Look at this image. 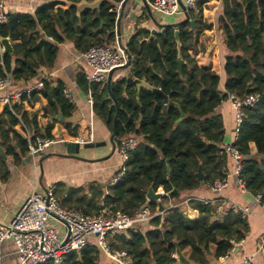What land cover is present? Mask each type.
I'll return each instance as SVG.
<instances>
[{
    "label": "trees",
    "instance_id": "16d2710c",
    "mask_svg": "<svg viewBox=\"0 0 264 264\" xmlns=\"http://www.w3.org/2000/svg\"><path fill=\"white\" fill-rule=\"evenodd\" d=\"M80 1L52 0L32 13L9 12L0 26V37H9L13 48L12 53L0 52V76L9 75L13 87L37 80L44 83L30 97L22 95L10 104L0 102V146L15 163L28 155L26 129L53 140L74 139L79 134V125L66 121L76 107L64 97V83L41 74L54 67L63 43H71L79 54L91 45L112 44L116 7L123 0H102L98 7L81 10ZM204 2L208 1H199L196 10L188 12L193 24L177 27L184 61L181 72L174 28L160 29L149 40L151 62L146 49L148 29L136 27L127 39L125 45L132 56L128 72L159 88L163 95L143 88L137 91L127 74L111 82L110 92L119 105L114 142L117 146L120 139L131 135L139 144L123 164L121 178L105 189L95 181L71 189L55 183L57 196L63 194L61 206L97 216H103L105 210L134 216L146 202L149 186L154 191L162 187L169 198L179 200L183 193L221 180L228 156L220 153L226 132L216 109L231 93L240 99L257 96L252 106L243 108L234 146L245 156L240 176L248 192L264 199V0H222L217 24L226 55L221 76L215 62L203 66L197 56L204 51L198 45L200 33L212 28L202 17ZM75 79L85 95H92L93 114L111 134L115 105L107 98L106 83L89 85L83 72L76 73ZM58 113L63 121L51 118ZM199 168L201 181L196 176ZM8 173L7 162L0 157V176ZM160 204L163 202L147 203L151 219L146 227L134 224L121 234L108 236L109 249L125 251L130 264H178L177 249L192 264H211L213 257L226 255L233 242L248 235L247 218L232 211L215 217L212 207L196 201L192 206L200 216L192 219L180 205L164 207L159 214ZM63 264L116 263L98 245L88 244L65 254Z\"/></svg>",
    "mask_w": 264,
    "mask_h": 264
},
{
    "label": "built area",
    "instance_id": "2783aa9c",
    "mask_svg": "<svg viewBox=\"0 0 264 264\" xmlns=\"http://www.w3.org/2000/svg\"><path fill=\"white\" fill-rule=\"evenodd\" d=\"M201 0H182L186 10H196L197 3ZM210 1V0H206ZM123 2V1H122ZM120 2L116 7V20L121 8ZM150 9L166 16H181L183 11L178 0H146ZM6 0H0V26L7 20L5 11ZM126 39L135 33V28L130 20L125 22ZM115 40L112 44L91 45L84 53L83 60L87 70L83 72L85 80L89 85L93 83H106L108 73L117 68H121L128 62V57L121 44L122 36L117 34L115 27ZM1 50V46H0ZM12 80L9 75L0 76V90H5L4 96L0 97V102L10 104L17 101L22 95L30 97L33 93L39 92L44 88L42 80L24 85L13 90ZM64 97L75 105V100L64 87ZM88 103L93 104V98L88 92ZM234 112L233 139L221 146V154H226L231 161V169H222L224 178L215 180L212 183V190L221 191L227 186L229 178H233L238 190L241 193H248L246 183L240 176L243 168L245 156L234 146L240 127L244 119L243 108L252 106L257 101V96L250 94L243 99L231 93L228 99ZM25 138L27 140V152L32 156V164L35 166V155H44L48 150L59 146L63 142H71L82 147L86 143L94 141V133L88 132L86 135H79L74 139H49L35 135L26 129ZM139 144V139L134 136L122 138L117 143V149L121 158V165L111 178L110 184H115L123 174V164L127 161L129 153ZM55 183L43 187L42 191L37 188L31 190L20 209L14 214L8 224H0V264L3 261L2 244L6 240H12L17 253L18 264H42L51 261L52 264H63L64 255L79 251L88 244L98 245L105 255L116 264H130V259L125 251H111L107 243L108 236H115L125 232L134 224H145L151 219L148 208L140 210L134 216H129L121 210H105L103 216L84 214L80 210L68 209L61 206L55 196ZM161 196H168V193L161 187L158 189ZM160 202V199L156 201ZM205 205L214 209L217 214L232 211L239 214L242 218L253 214L255 208H260V215L264 217V199L261 194L253 195L252 200L241 206L223 200L206 199ZM91 238L94 240L92 241ZM242 240L233 242L241 245ZM234 248L230 249L232 252ZM257 252L264 258V234L260 236ZM253 257L244 255L239 264H252Z\"/></svg>",
    "mask_w": 264,
    "mask_h": 264
},
{
    "label": "crops",
    "instance_id": "0c3cea01",
    "mask_svg": "<svg viewBox=\"0 0 264 264\" xmlns=\"http://www.w3.org/2000/svg\"><path fill=\"white\" fill-rule=\"evenodd\" d=\"M49 1L52 0H6L5 11L7 14L9 12L16 11L32 13L37 6L45 4ZM97 2L98 0H81L78 3V8L81 10L88 4H92L95 6ZM132 2L140 5L141 11L139 15L135 17V19H129L130 13H128L127 17H123L120 24V31L122 41L124 43L127 40L125 36V22L127 20H130L133 23L135 30L136 27H143L148 30H151L153 28L157 30L159 29L154 24V22L151 21V19H146L145 21H143V19H140V15L143 14V12H146L142 0H132ZM221 10L222 0H212L203 3V20L208 24H211L212 28L210 30L205 29L200 33L198 38V45L199 47L203 48L204 51L197 54V56L202 59L201 65L203 66H207L211 62H215L218 65L220 76L222 75L221 68L226 55V50L222 45V39L220 36V32L218 31L217 24L218 16ZM155 18L160 24H170L181 19L177 18V16H162L160 14H158L157 16L155 14ZM60 53L63 56L60 64L62 66L71 64L73 67L74 75L78 72H84L85 70H87L82 54H79L74 49V46L71 43L66 42L61 44L58 55ZM41 76L49 77L55 81L61 80L58 70L55 69V64L50 71H48L47 69L44 70ZM222 81L223 80H221L220 82V89H223ZM24 85L26 84L20 83L12 89H18L23 87ZM64 87L66 86L64 85ZM5 92V90H0V97L4 96ZM77 93L78 94L76 95V97H74L76 107L74 115L76 114V118L74 119L73 123L79 125L80 133L78 134V136L86 135L88 132L92 131L94 133L95 141L103 142L104 140L106 144L80 154V156L84 159L57 156V158H62V161H60L64 163V166L68 169L64 173H58L57 171L53 170L54 161L53 164H47L46 166L43 165L45 170H42V168H40L39 166L37 167L39 158H36V165L34 166L31 162L27 164V162L25 161V157H23V160L21 162L15 163L11 156H7L6 162L9 173L4 178L0 176V224L5 225L10 222L14 214L20 209L25 199L34 188H37V191H42L43 187L57 182H62L66 188L70 189L77 188L79 186H86L88 183L93 181L100 183L102 187L111 185V178L115 175V172L121 165L120 154L118 152L117 146L112 153V146L109 143L110 131L99 119L94 116L92 106H90L88 103V95H85L79 89V87ZM216 112H219L223 119V125L226 132V143L232 141L234 112L231 108L229 100L222 101L221 104L217 107ZM250 147L252 154H254V145L251 144ZM53 151H60V147L55 146L54 148H52V150L50 149L46 153ZM52 158L54 159L56 157ZM100 158L103 159L98 161L85 160H96ZM56 162L57 160H55V163ZM224 167L228 171L231 169V161L229 157H227V162ZM65 192L67 193V191ZM156 192L158 193V190H156ZM62 195L63 194L61 191L60 195L57 196L55 189V196L59 202L60 199L63 198ZM74 197H72L73 199L71 200V202L75 199ZM252 197L253 195L250 192L244 194L241 193L238 190L234 179L229 178L227 186L221 191L212 190L211 183L204 185L198 189L183 193L180 196L179 200L169 198L168 196H161L160 202H163L164 207L180 205L182 206L184 213L188 215V217L197 219L200 216V213L195 207L192 206V203L196 201H202L203 203V200L206 199H220L226 202L243 206L250 202L252 200ZM226 212L227 211H225V213ZM158 213L161 214L160 211H158ZM225 213L223 212L221 214H216L213 209V214L215 217H221ZM246 218L249 226V231L247 237L245 239H242V244L235 245L232 252H230L229 250L226 255L221 256L218 259L213 257L211 264H239L244 255H251L253 257L252 264H264V258L257 252L260 236L264 234V217L260 215V208H255V212L247 216ZM146 226L147 224L145 223L144 227ZM91 240L93 241L94 239L91 238ZM2 253V264H18L16 248L12 240H6L2 244ZM174 256L176 257V255Z\"/></svg>",
    "mask_w": 264,
    "mask_h": 264
},
{
    "label": "water",
    "instance_id": "95a60500",
    "mask_svg": "<svg viewBox=\"0 0 264 264\" xmlns=\"http://www.w3.org/2000/svg\"><path fill=\"white\" fill-rule=\"evenodd\" d=\"M181 6V9L183 11V14L181 15V17H184L182 20H177L173 23L170 24H160L157 19L155 18V12H153L150 7L148 6L146 0H142L143 2V6L146 10V12H143V14L140 15V19L143 21H145L146 19H151V21L154 22V24L159 28V29H163L166 27H172L174 28V37L177 43V66H178V71L181 72L182 69V65L184 63V61L181 58V52H180V43L178 40V29L177 27L181 24H184L186 22H190L192 23V21L189 19V13L186 10L182 0H178ZM141 11V6L136 4L135 2H132V0H123L122 4H121V8L116 20V30H117V34L121 35V31H120V24L121 21L123 19V17H127L128 13H130L129 15V19H135V17L137 15H139ZM146 14V15H144ZM180 18V17H177ZM143 28V27H142ZM150 31V36L147 39V43H146V49H147V53L149 54V60L151 62V56H150V42L149 40L160 30H157L155 28L149 30ZM0 46H1V54L4 53H12L13 48H12V44L10 41L9 37H0ZM122 48L124 49V51L127 54L128 57V62L127 64H125L124 66H122L121 68H117V69H113L108 73V77H107V81H106V87L108 89V99H112L113 103L115 105V115L113 118V132L110 134L109 136V143L112 146V153L114 152V149L116 147V144L114 142V137H115V133H116V121H117V117H118V113H119V105L116 101V99L114 98V96L111 94L110 92V85L111 82L114 81L113 80V75L114 72L117 70H124V72H126L127 77L128 78H132V74L128 72L129 66L132 62V56L131 54L128 52L126 45L124 46L123 44H121ZM48 71H50L51 69L48 68ZM117 80V79H116ZM132 82L135 85V88L137 91H139L141 88L146 89L148 91H151L153 94H160L163 95L162 91L159 88H154L152 87L148 82H146L143 79H139V78H132ZM169 105H173L172 102L169 103ZM52 119H60L61 121L64 120L63 117H61L60 113H58L55 116H51ZM76 118V114L67 118L66 121L68 122H74V119ZM106 142H98V141H92L90 143H86L84 144L82 147L85 149H90V148H97L99 146L105 145ZM60 147V151H53V152H48L44 155H35L34 156V161H36V158H39V167L42 168V162L45 158H48L52 155L54 156H59V157H71V158H78V159H84L80 156V146L78 144L75 143H71V142H63L62 144L59 145ZM0 157L3 158L4 160L7 159V156L4 153L3 148L0 146ZM33 157L30 155H27L25 157V161L28 163H32L33 162ZM103 158L100 159H96V160H91V159H85L88 161H98L101 160ZM197 179L198 180H202L203 179V173L201 171V168L198 169V172L196 173ZM161 199V195L159 193H157L156 191H154V189L152 188V186H149L146 192V202L142 205L141 210H144L145 208H147V203L148 202H152V201H157ZM158 210L161 212L164 210V205L160 204L158 207ZM176 257H177V261L178 264H192V262L185 256L183 255L178 249L176 250Z\"/></svg>",
    "mask_w": 264,
    "mask_h": 264
},
{
    "label": "rangeland",
    "instance_id": "374dc122",
    "mask_svg": "<svg viewBox=\"0 0 264 264\" xmlns=\"http://www.w3.org/2000/svg\"><path fill=\"white\" fill-rule=\"evenodd\" d=\"M102 0H98L97 4L94 6L92 4H88L86 5L85 7H98L99 3L101 2ZM83 7V8H85ZM82 8V9H83ZM160 14V13H159ZM162 15V14H160ZM163 16V15H162ZM165 16V15H164ZM177 17H180V16H177ZM174 18V17H173ZM176 18V17H175ZM61 54V53H60ZM58 55V58L56 60V63H55V69L58 70V73H59V76H60V79L63 81L64 85L67 87L69 93L71 94V96L74 98L76 97V95L78 94L77 91H78V86H77V83H76V79H75V75L73 73V67L71 64H67V65H61L60 62L63 58L62 54L61 55ZM125 75V72L124 70H117L114 72V75H113V80H116V79H119L121 78L122 76ZM79 133H80V130H79ZM108 139V137H107ZM104 141V140H103ZM89 150H93L92 148L90 149H85L83 147L80 148V154H82L83 152L85 151H89ZM52 157H56V158H52ZM62 158H57V156H50L48 158H45L43 160V163H42V166H46L47 164H53V161H54V166H53V170L54 171H57L58 173H64L65 171H67L68 169L64 166V163H62L61 160ZM55 160H57V162L55 163ZM61 160V161H60ZM39 166V162H37V167ZM44 166L42 167V170L44 169ZM39 169V168H38ZM40 170V169H39ZM45 170V169H44ZM41 171V170H40ZM53 171V172H54ZM65 177V176H64Z\"/></svg>",
    "mask_w": 264,
    "mask_h": 264
},
{
    "label": "flooded vegetation",
    "instance_id": "af4514ba",
    "mask_svg": "<svg viewBox=\"0 0 264 264\" xmlns=\"http://www.w3.org/2000/svg\"><path fill=\"white\" fill-rule=\"evenodd\" d=\"M154 14H156V16L158 15L157 13H154ZM180 18H181V20L184 18V17H181L180 16ZM191 20V19H190ZM192 21V20H191ZM188 23H190V22H188ZM190 24H193V22L192 23H190ZM158 30H160V29H158Z\"/></svg>",
    "mask_w": 264,
    "mask_h": 264
}]
</instances>
